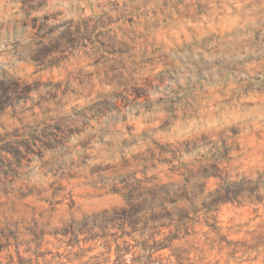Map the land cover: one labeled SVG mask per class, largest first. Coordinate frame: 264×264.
<instances>
[{"label":"rangeland","instance_id":"obj_1","mask_svg":"<svg viewBox=\"0 0 264 264\" xmlns=\"http://www.w3.org/2000/svg\"><path fill=\"white\" fill-rule=\"evenodd\" d=\"M18 251L264 264V0H0V264Z\"/></svg>","mask_w":264,"mask_h":264},{"label":"trees","instance_id":"obj_2","mask_svg":"<svg viewBox=\"0 0 264 264\" xmlns=\"http://www.w3.org/2000/svg\"><path fill=\"white\" fill-rule=\"evenodd\" d=\"M152 199H155V197H153ZM125 211L126 210L123 209L122 212L119 213V212H117V210H113L112 211V214H115L119 218H121V219H118L119 221H122L123 222L124 220H126V221H129L130 224H138L137 221H134V222L133 221H130L135 215L132 212H129V214H126ZM106 214H108V212H104L103 213L104 216ZM96 216H99V215H95L93 217H96ZM151 221H152V219H151ZM133 226H135V225H131V226L129 225L131 231H133L134 228H135ZM77 233L78 234H83V235H86L87 236V238L84 241H88V240L91 239L90 238V227L88 228L87 225L85 227H83L82 229H80ZM122 234H123V236L122 237H116L117 240L114 242L115 248H116L115 250H116V253H117V258H119L120 257L119 256L120 253L123 252V251L120 250L121 245L119 244V239H121V238H123L125 236H129V234L131 235V232L130 233H128V232H122ZM122 243L125 244L126 242L123 241ZM16 257H17V262L14 263V261H12L13 262L12 264H24V260H23V258H21V255H20L19 251L16 253ZM8 258L9 259H13L12 256H8Z\"/></svg>","mask_w":264,"mask_h":264},{"label":"clouds","instance_id":"obj_3","mask_svg":"<svg viewBox=\"0 0 264 264\" xmlns=\"http://www.w3.org/2000/svg\"><path fill=\"white\" fill-rule=\"evenodd\" d=\"M52 6H53V7H57V5H55V4H53Z\"/></svg>","mask_w":264,"mask_h":264}]
</instances>
